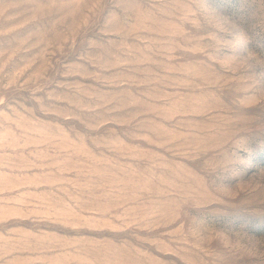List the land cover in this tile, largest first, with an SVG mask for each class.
Listing matches in <instances>:
<instances>
[{"label": "rangeland", "instance_id": "obj_1", "mask_svg": "<svg viewBox=\"0 0 264 264\" xmlns=\"http://www.w3.org/2000/svg\"><path fill=\"white\" fill-rule=\"evenodd\" d=\"M0 264H264V0H0Z\"/></svg>", "mask_w": 264, "mask_h": 264}]
</instances>
